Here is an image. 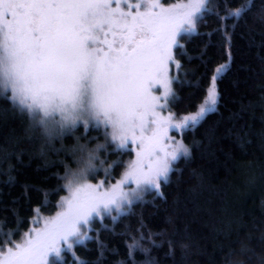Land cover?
I'll use <instances>...</instances> for the list:
<instances>
[{
	"label": "snow or ice",
	"instance_id": "obj_1",
	"mask_svg": "<svg viewBox=\"0 0 264 264\" xmlns=\"http://www.w3.org/2000/svg\"><path fill=\"white\" fill-rule=\"evenodd\" d=\"M210 3L0 0V94L27 115L26 135H38L51 144L80 125L104 132V143L93 148L77 143L72 149L77 167L60 177L68 194L61 197L59 210L50 217L38 215L34 223L42 226L24 233L20 242L13 243L12 234H7L0 264H64L65 252L74 253L76 245L92 239L89 232L96 218L102 222L111 216L116 221L144 193L162 195L175 163L191 155L183 138L170 133L194 128L215 111L217 74L228 67L215 69L195 112L177 117L170 111L177 99L173 84L179 82L170 69L175 65L179 73L182 67L175 50L184 47L180 38L185 34H199V21L213 13ZM224 7V16L215 12L220 20L240 18L251 3L231 10L226 0ZM223 30L227 34L226 25ZM226 39L230 47L231 35ZM111 146L114 152L134 153V159L115 184L90 183L89 177L107 163L100 154ZM119 164L108 165L106 175ZM168 245L172 255L174 245ZM139 246L138 241L129 245V257ZM143 251L147 254L149 249ZM75 264L87 262L77 259Z\"/></svg>",
	"mask_w": 264,
	"mask_h": 264
},
{
	"label": "trees",
	"instance_id": "obj_2",
	"mask_svg": "<svg viewBox=\"0 0 264 264\" xmlns=\"http://www.w3.org/2000/svg\"><path fill=\"white\" fill-rule=\"evenodd\" d=\"M225 2L211 0L213 13L199 21V34H185L180 38L184 47L175 50L182 67L179 82L173 84L177 99L170 110L177 116L195 112L215 69L228 65L217 74L215 111L194 128L174 132L191 149L190 157L175 163L162 195L144 193L116 221L111 216L102 222L96 218L89 232L92 239L76 245L74 253L65 252L64 264H75L77 259L87 264L147 260L260 264L264 257V0H228L231 10L249 2L251 8L240 18L220 20L215 12L224 16ZM28 124L27 115L0 94V247L9 233L13 243L20 242L38 215H55L61 197L68 194L60 177L76 166L72 149L103 136L100 130L79 126L49 144L38 135H26ZM112 148L102 157L107 163L100 172L89 177L90 183L119 180L129 155ZM114 161L119 166L106 175L104 169ZM134 241L140 246L129 257ZM168 241L174 245L172 255ZM144 249H149L147 254Z\"/></svg>",
	"mask_w": 264,
	"mask_h": 264
},
{
	"label": "rangeland",
	"instance_id": "obj_3",
	"mask_svg": "<svg viewBox=\"0 0 264 264\" xmlns=\"http://www.w3.org/2000/svg\"><path fill=\"white\" fill-rule=\"evenodd\" d=\"M165 1H166V2H165ZM162 2L167 6V5H170V4H175V3L181 2V0H177V1H176V0H162ZM170 74H171L173 77H176V76H177V69L175 68V65H172V66H171ZM169 108H170V106H169ZM170 111H171V110H170ZM173 113H174V112H173ZM164 114L167 115V112H165ZM177 117H180V116H177ZM80 127H82L85 131H87V130L84 128L83 125H80ZM93 128H94V127H93ZM95 129H96V128H95ZM99 130L102 132L100 135H103L100 139H94L92 143H89V142H88V144H81V145H87L89 148H93V147H95L97 144L104 143V132H103V129L101 128V129H99ZM174 132H176V131H173V132L170 133V135L173 136V137H175ZM112 147H114V146H112ZM109 149H110V147H109ZM109 149H108V151H106V152H102V153L100 154V159H102V157L106 158V157L108 156V154H109ZM71 152H72V154H73V151H71ZM123 153H126L127 155H129V157L127 158V160H126L125 163H124V167H125V165L127 164L128 161H130L131 159H134V153L129 154V152H128L127 150L124 151ZM120 154H121V152H120ZM73 157H74V159H75V164H76L77 156L73 154ZM76 167H77V164H76V166H75V169H76ZM75 169H74V170H75ZM124 171H125V169L123 170V172H124ZM97 172H100V167H99V169H98ZM97 172H96L95 174L91 175V176L94 177V176L97 174ZM123 172H122V174H123ZM122 174L120 175V178H119V179H121ZM110 175H111V174H110ZM91 176H90V177H91ZM102 181H103V180H102ZM102 181H99V182H97L96 184H99V183L102 182ZM103 182H104V181H103ZM115 183H116V182H114V183H108V184L105 183V185H106V186H110V185L115 184ZM133 187H134V185H133ZM35 220H36V219H35ZM35 220H34V221H35ZM34 221L32 222V227H31V229H32L33 227H41V226H42V222H41L40 224H35Z\"/></svg>",
	"mask_w": 264,
	"mask_h": 264
}]
</instances>
